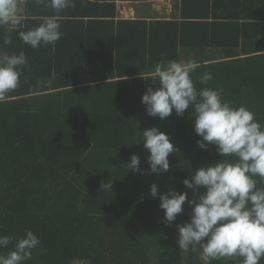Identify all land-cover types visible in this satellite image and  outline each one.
I'll list each match as a JSON object with an SVG mask.
<instances>
[{
    "label": "trees",
    "instance_id": "obj_1",
    "mask_svg": "<svg viewBox=\"0 0 264 264\" xmlns=\"http://www.w3.org/2000/svg\"><path fill=\"white\" fill-rule=\"evenodd\" d=\"M118 1L142 4L147 13L162 0H72L75 7L59 13L62 38L39 49L19 33L57 15L51 0H24L22 25L0 27V52H24L30 65L21 69L18 90L0 102V238L13 237L0 255L30 230L41 244L23 264H205L202 250L178 245V226L191 222L193 209L186 203L166 226L159 196L187 192L192 201L183 181L223 157L215 146H198L194 110L181 117L174 109L161 120L147 114L142 98L159 85L156 64L194 61L198 91L223 89L224 102L246 107L264 126V0H176L171 20H118ZM205 73L213 79L202 84ZM154 127L178 150L169 156L171 170H129L138 155L141 173L150 171L142 133Z\"/></svg>",
    "mask_w": 264,
    "mask_h": 264
},
{
    "label": "clouds",
    "instance_id": "obj_2",
    "mask_svg": "<svg viewBox=\"0 0 264 264\" xmlns=\"http://www.w3.org/2000/svg\"><path fill=\"white\" fill-rule=\"evenodd\" d=\"M21 2L0 0V27L22 25ZM36 2L43 4L44 0ZM49 6L57 15L43 17L38 27L19 33L20 39L33 49L54 46L62 38L59 13L74 8L75 4L72 0H51ZM11 43V36H6L4 44ZM199 66L194 61L156 64L152 77L159 85L149 87L142 102L150 117L161 120L171 117L174 109L181 117L189 109L194 110L195 132L202 138L198 146L205 150L209 145L215 146L223 159L215 166L201 167L183 181L196 197L192 201L189 202L187 192L169 190L159 196L157 184L151 186V195L161 200L166 226L170 227L183 214L186 203L193 209L191 222L178 226L181 251L202 250L205 264L232 257L244 258L243 264H260L264 259V188H258L254 178L264 180V126L246 107L237 109L231 102H224L223 89L198 91L192 74ZM24 67L30 68L24 52L19 55L0 52V102L18 90ZM212 79L211 73H205L200 83L207 84ZM142 134L144 148L150 152V171L141 173L138 155H133L126 167L142 175L170 171L169 156L178 151L171 138L155 127ZM232 157L235 162L229 159ZM201 189L206 192L201 193ZM12 243L13 237L0 238V247L7 248ZM40 244L29 230L25 238L15 243L14 250L0 255V264H23Z\"/></svg>",
    "mask_w": 264,
    "mask_h": 264
},
{
    "label": "crops",
    "instance_id": "obj_3",
    "mask_svg": "<svg viewBox=\"0 0 264 264\" xmlns=\"http://www.w3.org/2000/svg\"><path fill=\"white\" fill-rule=\"evenodd\" d=\"M167 1H171V0H162V1H157V2H153V3H149L150 6H148V12L149 14L147 15L146 11L143 10L142 4L139 3H132V2H117V19L118 20H134V19H141V18H151L154 17L156 19H160V20H171L174 19V17H176V15L178 14L174 9V15L172 17H160V16H168L167 14L161 13V15L158 13L157 14V9H156V5L157 4H163L164 2ZM23 2L24 0H22L21 4H20V8L22 10L23 7ZM262 8L264 10V3L262 5ZM23 12V10H22ZM22 14V13H21ZM263 18V17H262ZM181 63H184V61H182ZM84 81H86V76H84Z\"/></svg>",
    "mask_w": 264,
    "mask_h": 264
},
{
    "label": "rangeland",
    "instance_id": "obj_4",
    "mask_svg": "<svg viewBox=\"0 0 264 264\" xmlns=\"http://www.w3.org/2000/svg\"><path fill=\"white\" fill-rule=\"evenodd\" d=\"M176 3V0H171V1H167L164 2L163 4H157L156 5V9H157V14L159 13L161 15V13L167 14L169 13L168 16H160V17H172L174 15V5Z\"/></svg>",
    "mask_w": 264,
    "mask_h": 264
}]
</instances>
